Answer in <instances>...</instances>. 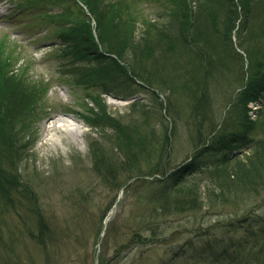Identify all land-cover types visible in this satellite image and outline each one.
<instances>
[{"label": "rangeland", "instance_id": "rangeland-1", "mask_svg": "<svg viewBox=\"0 0 264 264\" xmlns=\"http://www.w3.org/2000/svg\"><path fill=\"white\" fill-rule=\"evenodd\" d=\"M76 1L0 0V60H9L8 76L14 75L8 77L6 96L18 116L12 123L24 126L23 115L29 126L21 137L27 150L18 170L32 193L17 195L13 206L0 208V264H236L239 253L257 254L255 264H264V177L259 184L250 181L248 195L236 192L223 199L206 192L209 178L200 174L202 208L170 217L164 244L120 248L131 238L130 224L140 225L138 217L152 205L144 196L162 192L152 167L189 163L215 127L221 139L234 135L247 165L244 157L251 155L253 143H264L259 130L264 95L247 105L240 102L246 75L264 66V0L253 2L247 28L230 36V0H126L127 15L117 8L120 21L107 17L113 26L105 25L107 38L130 63L159 73V88L146 86L130 71L118 76L100 57L76 56L71 32L84 23L82 12L88 14L78 4L82 0ZM95 1L106 7L116 0ZM235 3L241 12L239 0ZM203 57L212 62L207 76ZM99 69L117 77L95 87L79 71L95 75ZM204 85L210 101L204 103L207 110L197 113ZM29 93L36 101L34 111L21 112L25 104L14 103ZM98 94L101 102L95 104ZM105 114L124 126L121 133L103 122ZM69 116L79 124L76 137L47 135L56 118ZM98 116L100 127L95 128L89 120ZM6 123L0 119V129ZM128 143H133L130 149ZM105 160L116 164L112 174L102 168ZM123 161L145 173L144 183L121 185L132 175ZM31 209L44 217L45 230ZM222 252L226 256L215 258Z\"/></svg>", "mask_w": 264, "mask_h": 264}, {"label": "trees", "instance_id": "trees-1", "mask_svg": "<svg viewBox=\"0 0 264 264\" xmlns=\"http://www.w3.org/2000/svg\"><path fill=\"white\" fill-rule=\"evenodd\" d=\"M187 2L189 0H186ZM230 6L234 8L230 13V20L231 25L229 30L230 33L233 30H237V28H241L245 30L247 28L248 22L250 23V19L253 13V2L256 0H239L240 7L242 8L241 12L239 11L238 5H236L235 0H230ZM82 3L86 6L89 11V14L94 19L98 39L94 38L92 34V26L89 15H86L84 12L85 21L82 25H79V28L73 30L71 34L76 38V42L72 45V48L76 50V56L82 55L81 58L87 57H100L102 60L110 62L113 69L118 74L128 75L129 71L131 75L133 73L134 78H140L144 84L147 86H155L159 88L163 85L160 78H158V73L153 74L146 68H142L140 64L137 66L135 64L130 63L126 59L125 53L120 49L119 45H114L110 42L107 38V31L105 29V25L109 27H113L111 24H107L106 21L108 20L107 17H110L112 20L117 19L120 21L119 14L115 13L118 11L125 13L128 11L130 7L127 6L126 0H116L109 4V6L104 7L103 1L97 2L95 0H82ZM80 8V7H79ZM82 11V9H81ZM127 15V14H126ZM128 15H130L128 13ZM240 22L239 26L236 24L238 20ZM123 20V17H122ZM237 20V21H236ZM236 21V22H234ZM132 22V21H131ZM191 23V21H187L186 25ZM187 32V30H185ZM240 31V30H239ZM207 35V33H206ZM205 38V36H204ZM64 40V37H63ZM100 48H104V51L101 52ZM122 51V52H121ZM92 52H99V53H92ZM151 52V50H150ZM106 53V54H104ZM155 51L153 52V54ZM90 54V55H89ZM114 56V57H111ZM204 60L202 64V68H204V76L208 75L211 68V64L208 60H205V57L202 58ZM145 59L143 58L141 62H144ZM9 66V60L1 61L0 60V102L4 106L0 104V119L1 123H5L7 121V126L5 129H0V208L1 209H8L9 207L13 206L16 203L17 195L22 194H30L28 183L25 182L24 179L21 178L19 173V165L23 159V155L25 153L26 145L21 142V137L24 131L29 127H27V121L20 115L19 118L22 120L24 126L17 127L12 122L17 121V112L14 113L10 106H13L10 102L9 97L6 96V88L7 86L11 85V80L8 79L14 77V75H9L7 68ZM137 67V68H136ZM10 70V69H9ZM100 70V69H99ZM81 76L84 80L87 78V83L90 86H103L104 80H110L114 76L110 71L95 70V75L90 74L88 71H81ZM78 71V73H79ZM128 72V73H127ZM95 76V77H94ZM247 80L245 85L243 86L242 90L240 91L241 103L247 105L248 103L258 101L264 95V66L259 72L252 71V73L247 76ZM205 84V80H202ZM83 84V83H82ZM143 84V85H144ZM144 85V86H145ZM201 90L202 95L200 99L197 100V104L194 107V112L199 113V110H207V106L205 105L208 103L209 100V91L204 89ZM16 91H23L18 90ZM31 91V89H30ZM25 92V91H24ZM107 92V91H106ZM107 94V93H106ZM101 94H98L93 99L94 103L97 104L101 102ZM171 107L172 103L167 102ZM205 103V104H204ZM17 104L24 105L20 109L25 110L26 108L29 109V112L34 111V106L36 105V101H33V93L32 96L30 93L25 95L21 100L20 103H14V106ZM100 104H98L99 112L101 113L102 110L99 108ZM137 105H133V108L136 109ZM174 106V105H173ZM25 108V109H24ZM176 107L174 106L175 109ZM29 112H25L28 114ZM98 113V112H97ZM99 114V113H98ZM261 117V122L259 121L260 131L264 133V106L263 109L259 113ZM104 121L109 128L114 130V133H121L123 130V125H121L117 119L115 120L113 117H107L104 115ZM10 119V120H7ZM101 116L95 117V119L89 120L95 128H99L100 125L97 124L96 120H100ZM247 119V117H246ZM12 120V121H11ZM11 122V123H10ZM257 125V123H256ZM169 130V128H167ZM215 131L211 130V136H213L209 143L203 148L199 149L195 155L191 158L190 162L187 164H183L180 166H173L168 167L165 165L161 166L160 168L158 165L154 169L150 171L151 175H158L159 178L155 177V182L160 183L162 187L159 191H162L158 195H150L151 197L144 196V199L148 203H152L149 208L142 212V214L138 217L141 219L142 222L140 225L136 227L135 222L130 224V228H132V235L128 242L124 245H121L120 248H152L156 247L157 245L164 244L165 241L168 239L169 235V224H170V217L174 216H183L186 214H190L194 211H199L202 208V195L200 193V182H197L198 176L200 174H207L209 180L206 184V192L215 198H223L225 199L229 195H235L236 192H239L241 195H248L246 190L249 187V183L251 180L255 181L256 184H259L258 181L264 177V143H261V140H256L257 143H253L250 147L251 155H247L244 158H247L249 161V165L242 162L240 154H236V151L239 149L237 145L239 143H234V135H231L232 139H221L219 131L214 129ZM252 131L246 133L247 137H249ZM116 135V134H115ZM127 137V140H129ZM220 138L218 141L217 138ZM239 137V136H238ZM250 138V137H249ZM131 140V139H130ZM218 142V143H217ZM133 143H128L130 145L128 148L130 149ZM122 148V147H121ZM128 157V156H127ZM204 157H210L208 160L203 159ZM261 157V158H259ZM126 158V157H125ZM128 161V159H124ZM130 160V158H129ZM106 161V162H105ZM103 161L102 168L107 171V174H112L114 168L116 167L115 163L107 162V160ZM132 162V161H130ZM210 162V164H209ZM256 166L255 168H251V166ZM122 166L127 167L128 169L126 172H131L132 175L130 177H126L127 180L121 182V185L124 186L126 184H133L132 187L139 186L143 182V177L145 175L144 172L139 171L136 167L130 166L127 162L123 161ZM250 166V168H248ZM124 169V170H126ZM154 169V170H153ZM118 170V168H117ZM121 171V170H120ZM98 174L102 176V174L97 171ZM133 181V183H131ZM199 181V180H198ZM151 183V182H147ZM252 183V182H251ZM129 185V186H131ZM20 199H18L19 201ZM151 200V202H149ZM33 211V209H31ZM34 216L37 218V224L39 229H46L45 219L40 214V212H36L35 210ZM226 256L223 252L222 254L219 253L215 255V258L219 259ZM238 258H240L239 263L236 264H255L257 260V254H249L245 257H241V253L238 254ZM242 259H245L242 261ZM246 262V263H244Z\"/></svg>", "mask_w": 264, "mask_h": 264}, {"label": "bare ground", "instance_id": "bare-ground-1", "mask_svg": "<svg viewBox=\"0 0 264 264\" xmlns=\"http://www.w3.org/2000/svg\"><path fill=\"white\" fill-rule=\"evenodd\" d=\"M49 126L50 132L47 135L52 136L51 138L57 137L62 138V135L71 134L74 137L78 135L79 124L76 122L75 118L69 117H58Z\"/></svg>", "mask_w": 264, "mask_h": 264}]
</instances>
